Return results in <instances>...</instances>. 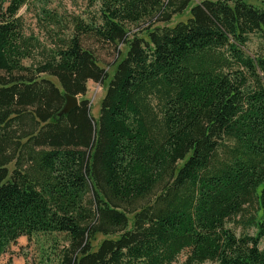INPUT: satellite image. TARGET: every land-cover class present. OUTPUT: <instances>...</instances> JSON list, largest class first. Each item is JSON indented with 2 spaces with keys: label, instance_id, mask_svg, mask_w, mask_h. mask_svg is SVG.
I'll return each instance as SVG.
<instances>
[{
  "label": "trees",
  "instance_id": "1",
  "mask_svg": "<svg viewBox=\"0 0 264 264\" xmlns=\"http://www.w3.org/2000/svg\"><path fill=\"white\" fill-rule=\"evenodd\" d=\"M28 2L0 0V255L62 233L48 264H264V53L243 50L264 0L41 6L47 45ZM100 44H120L110 75ZM88 80L105 83L96 117Z\"/></svg>",
  "mask_w": 264,
  "mask_h": 264
},
{
  "label": "rangeland",
  "instance_id": "2",
  "mask_svg": "<svg viewBox=\"0 0 264 264\" xmlns=\"http://www.w3.org/2000/svg\"><path fill=\"white\" fill-rule=\"evenodd\" d=\"M41 6L46 7L48 10L60 15L64 19L70 14L83 16V14L87 11L91 13L94 12L93 7H88L86 5V0H47L46 2H42V0H29V2L25 6H22L18 11V14L22 17L23 28L26 33H31L34 37L38 38L46 45L48 44V41L44 37V20L39 17L40 15L38 11ZM188 7L184 10V13L186 14ZM184 16L185 15L175 17L172 19L171 23L182 20ZM159 24L162 25V23ZM145 25L146 23H143L140 26L143 27ZM131 27L132 26L129 28ZM119 49L120 44H117L115 48L112 45L107 44H100L95 47V52L100 60V64L105 68V70H107L109 75L112 72L110 64L112 63L114 57L118 55ZM243 50L245 54L249 56L263 54L264 40L257 34H250ZM104 89L105 83L93 82L91 80L86 82L84 97L90 104V112L91 115L93 114V117H96L97 115L99 106L98 102L104 93ZM227 226L232 228L235 233L244 231L241 229L240 224L236 221L228 222ZM247 232L252 233V229H248ZM101 238L102 236L96 235V241ZM65 244V237L62 233H35L29 237L20 236L15 240V242L9 244L6 250L0 255V264H48L49 260L43 257L45 253L40 254V250H58ZM183 257L184 253H181L179 255V259L182 260ZM200 264L213 263L210 261H204Z\"/></svg>",
  "mask_w": 264,
  "mask_h": 264
},
{
  "label": "water",
  "instance_id": "3",
  "mask_svg": "<svg viewBox=\"0 0 264 264\" xmlns=\"http://www.w3.org/2000/svg\"><path fill=\"white\" fill-rule=\"evenodd\" d=\"M77 96L74 95H65V102L63 103L62 107L58 111L57 115H62L67 113L69 110L74 108L77 105Z\"/></svg>",
  "mask_w": 264,
  "mask_h": 264
}]
</instances>
